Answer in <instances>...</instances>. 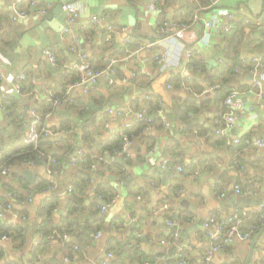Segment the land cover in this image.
<instances>
[{
	"label": "crops",
	"instance_id": "obj_1",
	"mask_svg": "<svg viewBox=\"0 0 264 264\" xmlns=\"http://www.w3.org/2000/svg\"><path fill=\"white\" fill-rule=\"evenodd\" d=\"M63 2H73L78 9L76 23L68 26L66 34L63 29L67 27L68 14L61 9ZM149 3L150 0L0 3V98L9 95L15 99L16 120L21 119L26 129L34 103L43 106L49 91L63 93L70 89L74 96L73 103L41 115L39 126L52 133L41 135L37 143L46 159L28 162L18 170L19 175L25 169L31 170L34 182L28 183L23 175L21 182L13 174L0 180V193L6 194V183L16 185L24 199L16 200L12 214L31 224L23 246L18 248L11 240L1 242L5 254L0 264L32 260L35 261L30 264H180V248L185 264H205L213 243L209 236L212 230L205 226L208 219L214 216L219 221L239 208L251 215L249 224L241 226L250 237L236 239L215 252L210 263L264 264V228H254L260 225L259 208H264V147L255 145L256 139L264 137V101L251 89L255 80L264 82L255 60L264 58V0H156L153 10ZM13 5L26 10V16L13 19ZM230 14L231 31H224ZM94 15L103 19L101 24L91 21ZM204 20H209L211 26L203 27ZM164 22H195L200 39L187 66L184 45L171 33H157V26ZM108 26L116 30L125 27L127 31L110 34ZM128 35L130 42L126 44L124 38ZM45 48L53 51L58 66L43 54ZM77 51L84 52L95 69L111 64L113 82L100 79L91 83L86 92L70 88L65 72L71 70L67 66L76 61ZM164 52L168 54L167 61H159ZM224 60L228 67L235 65L234 77L224 83L217 72L211 82L209 75ZM142 69L147 75L141 73ZM21 71L26 73V79L18 92L13 83ZM132 72L137 76L129 81ZM222 82L227 91H239L232 102L237 120L231 131L218 134L215 130L221 127L226 111L225 103L217 100L218 84ZM149 99L157 103L156 109L145 105ZM136 104L142 108H135ZM138 112L159 119V124L128 136L131 143L122 155H116L119 149L106 152L104 144L112 135H125L123 131L131 126L132 119L139 118ZM7 120V110L0 101V126L12 130ZM84 129L91 135L86 142ZM233 136L240 138L242 148L231 142ZM74 145L78 147L67 162ZM78 148L92 155L91 169L98 174H92L84 188L81 210L74 218L85 235L79 239L77 232L65 231L66 240L78 246L73 251L53 233L60 230L69 212L66 203L71 191L67 188L75 167L71 158ZM165 159L168 168L161 167ZM240 162L241 168L237 167ZM101 163L108 168L102 169ZM168 171L170 174L164 178ZM42 178L48 183L54 181L55 188L49 192L43 191L45 187L35 190L34 185ZM236 184L243 190L240 195L234 193ZM97 185L113 196L106 200L97 192ZM49 195L58 197L52 214L56 226L52 240L41 246L35 208ZM113 198L116 201L102 211L101 207ZM20 209H24L25 219L19 216ZM128 213L138 222L131 221ZM168 220L177 226H170ZM254 229L260 231L255 233Z\"/></svg>",
	"mask_w": 264,
	"mask_h": 264
},
{
	"label": "built area",
	"instance_id": "obj_2",
	"mask_svg": "<svg viewBox=\"0 0 264 264\" xmlns=\"http://www.w3.org/2000/svg\"><path fill=\"white\" fill-rule=\"evenodd\" d=\"M211 3H215L217 0H208ZM39 0H30V4L34 5ZM156 0H150V3L148 5L150 10H153L155 6ZM13 19L22 18L26 16V10L19 9L16 5H13ZM61 9L68 14L67 17V27L63 29V33L69 32V25L76 23L77 16H78V9L77 6L73 2H63L61 3ZM223 14L228 13L226 11H222ZM232 18L231 14L229 18L227 19V23L225 25L224 31H231V24H230V19ZM102 18L94 15L91 17V21L97 25L102 23ZM195 22L185 24V23H180V22H164L161 25H158L156 28L157 33L159 34H164V33H171L182 45L185 47V55H186V60H185V66L188 65L190 62V57L192 55V52L194 50V45L199 41V35L196 32L195 29ZM203 27H210L211 22L209 20H204ZM106 31L109 32L110 34H120V33H126V28L125 27H120L117 30L114 29L111 26H108L106 28ZM110 36L106 34V38L108 39ZM130 42V37L129 35L124 38V43L128 44ZM138 48H143V45L138 44ZM73 50V49H72ZM43 54L47 56L49 62L54 65L58 66V59L53 53V51L49 48H45L43 50ZM168 59V54L167 52H164L159 56V61H167ZM257 67L260 69V71L264 74V58L258 57L255 58ZM70 69H73L77 72L78 76L77 78L72 81L70 84V88H75L79 87L83 91H87L89 89V86L91 83H95L98 80L102 79L105 80L107 83H112L113 82V68L111 64L106 66L105 68L102 69H95L91 66L89 61L87 60V55L82 52V51H77L76 52V61L72 62L70 65L67 66ZM142 74L147 75V72L144 71L143 69L141 70ZM137 76V73L132 72L129 74L128 79L129 81H133ZM2 78V73L0 69V79ZM26 79V73L24 71H21L14 83L13 87L16 91L20 92L21 91V82ZM186 79H190V76H186ZM126 80V79H123ZM185 89L189 90L187 86H184ZM251 89L253 92L257 95L259 99L264 101V82L260 80H255L252 85ZM239 91L236 89H232L229 91V93L226 95L224 103L226 105V111L223 114L222 118V125L221 127L217 128L215 130L216 133H226L231 131L234 128L235 122L237 120V116L233 112L232 108V102L236 98L237 94ZM74 96L71 94L70 89H66L63 93H56L49 91L46 93V103L48 105V111L46 114H49L50 112L54 111L56 108L61 107L63 105H68L73 103ZM31 114L32 120H30L27 128L25 129L24 132V137L23 141L27 145H35L38 143L41 135H49L52 134L50 130L41 128L39 126L40 120L42 118L41 115L38 114L37 111V104L34 103L32 109H31ZM138 117L143 119L146 122H149L146 127L150 126V122L152 121V117H150L147 114H143L141 112L137 113ZM57 133H54L56 135ZM231 142L233 144L238 145L241 140L237 136H233L231 139ZM131 139L123 135L122 140H121V148L117 150L116 155L120 156L122 155L127 147L130 145ZM255 145L258 147H264V137L263 138H258L255 140ZM86 154L83 148H78L76 153L72 156L71 158V165L76 166V164L82 160L83 156ZM169 162L168 160H163L161 163L162 168H168ZM179 168V167H178ZM180 169V168H179ZM13 174V169L10 164H6L0 168V180L3 176H12ZM56 186V183L54 181H50L48 185L43 189L44 192H49L52 191ZM71 186L67 188V191H71ZM234 193L236 195H240L243 193V190L241 189L240 185H234ZM6 197L9 200L7 204H2L0 202V213H4L8 218L9 222L8 223H14V221L17 219L15 216H13L12 211H13V205L15 206L16 200L14 199V195L11 191L6 192ZM223 195V194H222ZM137 198H140L139 196ZM116 201V198H113L110 202H106L102 207L101 210L104 211L108 206L113 204ZM259 215L258 218L260 222L263 224L264 223V208L260 207L259 208ZM128 217L130 218L131 221L138 222V219L128 213ZM25 219V217H23ZM251 218V215L248 211H245L242 208L236 209L232 215L229 216H224L222 217L219 221L215 219L214 216L210 217L206 223V228L211 229L212 232L209 233L210 239L213 242L211 245V248L208 251V257L206 259L205 264H215V263H210V258L211 256L219 251L224 249L227 245H230L234 240L236 239H241L245 240L250 237L249 232H244L241 230L242 224L245 222H248ZM168 224L170 226H175L176 223L168 220ZM177 226V225H176ZM254 228H257V226L254 225ZM177 237V233L174 232L172 235V238L175 239ZM62 239H67V235L63 233L61 235ZM10 236L7 235H2L0 237V243L2 241H10ZM162 243H169L166 240H161ZM78 246L74 245L73 246V251L77 250ZM183 251L182 248L179 249V254H178V259L180 264H185L183 257ZM112 254H108V257H111ZM158 258L154 260V263L156 262ZM64 261H70L69 257H63ZM20 264H30L29 262H22ZM102 264H109L107 261L103 262Z\"/></svg>",
	"mask_w": 264,
	"mask_h": 264
},
{
	"label": "trees",
	"instance_id": "obj_3",
	"mask_svg": "<svg viewBox=\"0 0 264 264\" xmlns=\"http://www.w3.org/2000/svg\"><path fill=\"white\" fill-rule=\"evenodd\" d=\"M234 67L235 65H232L228 67V61L224 60L221 62L215 69V73L213 75H209V79L212 82V77H216V73L219 72V75L223 76L224 83L227 79H230L234 77ZM67 76H69V81L72 83L74 81L78 74L75 70L71 69L67 72H65ZM222 82V83H223ZM218 84V92H217V100H222L224 102L226 95L229 93L226 89H224V83ZM22 90V89H21ZM0 101L2 102L3 106H5L7 113H8V122L13 125L12 130H8L7 127L0 126V168L6 164H10L13 169V176L15 179L22 182L23 176L18 174L19 169L25 168V165L28 162L34 161L35 163H38V160H45V151L40 148V146L37 144L35 145H27L23 142V136H24V123L21 122V119L16 120L15 116V106L14 103L16 102L15 99L9 95H2L0 98ZM148 105L150 108H157L158 105L154 101H151L150 99L146 101L145 105ZM44 106V107H43ZM43 106L37 104V111L38 114L43 115L46 111H48V105L47 103L43 104ZM135 108L141 109L142 107L139 106V104L135 105ZM189 110V108H188ZM41 112V113H40ZM177 114V113H176ZM180 116V115H179ZM181 118H185L181 115ZM159 119H152L150 122V125H158ZM149 122L144 121L140 118H133L131 121V126L125 129L123 132L126 136H131L135 134H140L141 131L145 129ZM132 127H134V132H132ZM89 132L84 129V140L85 142L88 140V138H91V135L88 134ZM123 134H115L112 135L108 141L109 143H105L103 149L106 150V152H113L115 149L121 148V140H122ZM242 144H238L236 148H242ZM92 153V152H91ZM94 159L92 158V155H84L82 160L76 164L75 167H73V172L71 175V193L67 197V203L66 206L69 209V212L67 213L65 220L63 221V224L58 227L60 230L57 232L54 231V227L56 226L52 220V214L53 209L57 205L58 197L57 195H49L45 196L43 200L36 206L35 208V219L39 218L37 231L38 235L41 236V241L39 245L41 246H47V243L49 242V239L52 240V235L56 233L57 236H59V240L62 244H65L66 247L72 248L74 245L70 244L72 243L70 241H67L66 239H62L61 235L65 233V231H70V233L77 232L78 238L80 239L85 235L83 231H81L80 227L77 225V222L74 220L75 214L79 213L81 210L82 205V192L84 188L89 184V180L92 176V174L97 173L93 169H91V164L93 163ZM240 162L238 166L241 168ZM100 164V163H99ZM102 164V163H101ZM103 165V164H102ZM104 166V165H103ZM102 169L108 168L107 166L103 167ZM100 174V173H99ZM48 181H45L44 178L37 181V183L34 185L35 190H39L43 187H46L48 185ZM4 188L7 191H11L14 195V199L17 201H22L24 199L23 195L19 194V191L13 183H6L4 185ZM101 185H97V192L99 194H102L106 200L110 199L113 195L107 194V192H104L102 190ZM0 202L2 204H7L9 200L7 199L6 195L4 193H0ZM14 208V207H13ZM20 215H23V217L27 216L25 214L24 209H20L19 211ZM9 218L4 214L0 213V237L2 235L10 236L11 242L16 245L18 248L23 246L27 242V237L29 234V231L31 230V224L30 223H23L22 220L16 219L14 223H8ZM257 229L264 228V223H259ZM256 229V230H257ZM255 230V229H254ZM253 230V231H254ZM255 230V231H256ZM260 231V230H259ZM256 231L255 233L259 232ZM53 233V234H52ZM83 235V236H82ZM52 237V238H51ZM4 248L2 247L0 243V258L4 257ZM35 260H32L34 262ZM30 261V263H32ZM5 264H14L10 262H5Z\"/></svg>",
	"mask_w": 264,
	"mask_h": 264
},
{
	"label": "water",
	"instance_id": "obj_4",
	"mask_svg": "<svg viewBox=\"0 0 264 264\" xmlns=\"http://www.w3.org/2000/svg\"><path fill=\"white\" fill-rule=\"evenodd\" d=\"M0 3H4V0H0ZM61 113L62 114H64L65 115V111H61ZM67 114V113H66ZM191 121L192 122H194L195 121V118H191ZM191 121H188L189 123H192ZM77 140V139H76ZM77 145H74L73 147H71V150L69 151L70 153H69V155H68V157H67V162H69L70 161V157H71V155L75 152V150L77 149ZM119 159V158H118ZM21 174L27 179V181H28V183H30V184H32L33 182H34V179H35V177H34V174H33V172L31 171V170H29V169H25V170H23L22 172H21ZM170 174V172L168 171V172H165L164 173V178H166L168 175ZM125 190V193H126V185H124L123 186V191ZM124 192H123V194H125ZM185 202V201H184ZM176 217V216H175ZM174 217V218H175ZM248 225L249 223H244V225ZM175 228V227H174ZM251 247H252V249H253V247H254V245H255V240L254 239H252L251 240ZM245 264H248L247 263V261H246V263Z\"/></svg>",
	"mask_w": 264,
	"mask_h": 264
}]
</instances>
